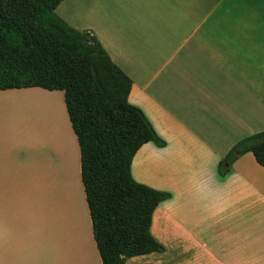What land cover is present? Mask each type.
<instances>
[{"label": "crops", "instance_id": "1", "mask_svg": "<svg viewBox=\"0 0 264 264\" xmlns=\"http://www.w3.org/2000/svg\"><path fill=\"white\" fill-rule=\"evenodd\" d=\"M55 13L96 37L131 79L128 101L166 143L143 145L131 168L144 184L154 157L172 194L150 229L164 252L124 264H264V168L251 153L224 162L236 143L264 132V0H64ZM57 92L0 97L56 96L60 106ZM62 102L66 140L55 132L41 152L47 182L38 184L36 151L0 121V264H102Z\"/></svg>", "mask_w": 264, "mask_h": 264}, {"label": "trees", "instance_id": "2", "mask_svg": "<svg viewBox=\"0 0 264 264\" xmlns=\"http://www.w3.org/2000/svg\"><path fill=\"white\" fill-rule=\"evenodd\" d=\"M64 0H0V91H61L80 155L93 239L102 264L164 252L151 234L157 207L172 199L132 177L137 151L166 143L130 104L131 79L89 31L56 13ZM251 153L264 168V132L240 140L224 162Z\"/></svg>", "mask_w": 264, "mask_h": 264}, {"label": "rangeland", "instance_id": "3", "mask_svg": "<svg viewBox=\"0 0 264 264\" xmlns=\"http://www.w3.org/2000/svg\"><path fill=\"white\" fill-rule=\"evenodd\" d=\"M58 93L62 96L60 98V106L56 105V102H58L56 96L54 98L48 97L47 99L38 95L14 98L0 97V121H4L5 126L11 128L8 132L16 135L21 140H26L27 147L30 151L32 149L36 151L38 184L43 176L44 181L47 182V171L49 170V165L41 157V152L54 143L55 132H58L59 144H61V140L63 142L66 140L64 133L62 135L60 132L61 125L65 123L62 114L63 93ZM68 138L66 150L70 152L72 149L70 134ZM155 163L156 159L149 157L147 166L145 165L146 170L140 177L146 186L156 190L166 191V184L163 183L165 179L161 174V169L157 168ZM70 187L71 184L69 185V191H71ZM71 193L68 192L69 197L73 196Z\"/></svg>", "mask_w": 264, "mask_h": 264}]
</instances>
